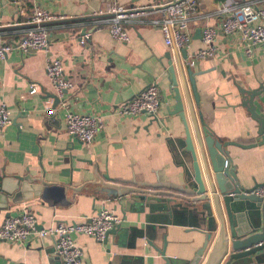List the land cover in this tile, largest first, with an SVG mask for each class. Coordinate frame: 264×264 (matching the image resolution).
<instances>
[{
    "label": "crops",
    "instance_id": "1",
    "mask_svg": "<svg viewBox=\"0 0 264 264\" xmlns=\"http://www.w3.org/2000/svg\"><path fill=\"white\" fill-rule=\"evenodd\" d=\"M170 1L120 0L127 8L146 9ZM229 1L264 7V0H198L185 57L182 50L164 43L161 30L151 22L160 17L157 12L126 24L129 40L121 42L108 32L109 0H18L15 5L5 0L0 5V44L16 42L33 26L28 15L35 6L55 18L42 24L49 38L46 49L27 54L12 50L0 58V103L8 107L12 120L0 128V226L9 214L21 210L35 214L37 229L57 222H79L108 210L120 217L121 231L108 235L106 243L86 234H72L81 250L80 264H161L162 249L168 258L191 259L203 235L190 229L186 215L174 216L183 217L179 222L163 224L170 215L162 202H155L157 208L151 215L161 222L154 223L149 237L135 239V229H143L147 208L140 212L135 202L128 204L108 197L92 182L97 181V176L104 180V175L114 180L131 179L134 175L138 181L152 182L157 173L162 181L182 183V167L188 155L179 145L184 125L178 115L170 112L175 101L171 96L169 64L178 80L192 136L190 105L195 116L201 112L204 124L222 141L251 144L259 139L255 121L240 105L237 87H264V43L253 46L246 56L238 34L221 33L219 10ZM204 25L218 31L217 54L196 59L192 55L204 47L201 33L196 32ZM80 38H84V43H80ZM54 58L61 59L63 76L70 83L60 97L45 71L46 62ZM186 58H193V64ZM179 63L186 78L188 68L197 74L199 104L187 79L191 104L185 94ZM150 82L159 87L158 121L144 113L119 115L117 106ZM31 83L38 84L35 94L28 93ZM256 104L264 115V92ZM65 110L101 116L102 130L91 143L77 140L66 132ZM193 144L203 169L194 136ZM227 150V159L235 166L243 185L264 182V145H229ZM27 176L32 183L18 179ZM40 180L50 185L43 187ZM212 241L213 237L209 245ZM0 264L63 263L53 252L50 236L31 233L23 243L0 240ZM256 264H264V254Z\"/></svg>",
    "mask_w": 264,
    "mask_h": 264
},
{
    "label": "water",
    "instance_id": "2",
    "mask_svg": "<svg viewBox=\"0 0 264 264\" xmlns=\"http://www.w3.org/2000/svg\"><path fill=\"white\" fill-rule=\"evenodd\" d=\"M4 1L0 0V5ZM8 1H12L15 5L18 0ZM65 20L67 19L59 21ZM196 33L200 34L201 30L198 29ZM182 52L186 57L185 50ZM179 68L182 83L185 86V94L190 104L187 80L190 83L194 100L199 104L200 100L195 84L197 74L188 68L186 78L180 63ZM167 71L171 96L175 101L170 112L178 115L184 125V137L179 139V145L183 146V153H186L188 158L182 167V183L162 181L157 173L155 181L152 182L138 181L134 175L131 179L123 180H114L108 175H104V180L97 176V181L92 183L98 184L97 190L104 192L108 197H116L119 200L127 201V203L139 204L140 212H144L147 208L150 215L147 213L143 229H135L133 235L135 239L149 237L148 233L155 229L154 223L161 222L151 215L157 208L155 202H162L163 209L168 216L170 215V218L161 223L167 225L172 222L176 223L183 217L175 219L174 216L186 215L190 229L203 235L202 243L191 259L168 258L165 255V250L162 249L160 253L163 263L161 264H256L259 257L264 254V195L256 194V190L263 188L264 182H256L251 186L243 185L235 166L227 159V146L235 145L245 148L264 145V115L259 112L256 104V100L264 92V87L263 85L253 89L237 87L241 97L240 105L246 109L250 118L256 123V134L259 139L251 144L222 141L215 137L204 124L201 112L196 117L189 104L193 136L203 164V169H201L193 144V136L183 112L178 80L171 64L168 65ZM53 97L57 100L56 95ZM153 120L158 121V118L154 117ZM18 179L28 183L33 182L28 176L18 177ZM40 182L43 187L50 185L41 180ZM29 186L33 188L31 185ZM43 190H41V195ZM118 231H121V225L115 224L105 233L103 242L106 243L108 235H114ZM212 237L213 241L209 245ZM163 239V245L166 246L167 238L164 236Z\"/></svg>",
    "mask_w": 264,
    "mask_h": 264
},
{
    "label": "built area",
    "instance_id": "3",
    "mask_svg": "<svg viewBox=\"0 0 264 264\" xmlns=\"http://www.w3.org/2000/svg\"><path fill=\"white\" fill-rule=\"evenodd\" d=\"M198 0H172L163 5L146 8H127L120 0H109L107 28L111 37L117 41L127 42L129 36L125 25L142 21L149 14L157 12L160 17L151 22L161 30L164 43L177 50H184L191 39L190 22L196 16ZM23 11V9H21ZM28 15V22L33 26L26 29L16 42L0 44V58L12 50L23 54L39 49H46L49 44L48 32L43 23L55 17L47 10L33 7ZM222 20L219 25L225 35L238 34L245 45L244 54L249 56L253 46L264 43V7L251 2L238 3L229 1L219 10ZM218 35L216 27L204 25L201 28L203 48L193 54V58L203 59L217 54L215 41ZM80 38V43H84ZM193 58H186L193 64ZM193 59V60H192ZM46 74L52 81L60 97L70 86L63 76L61 59H49L46 62ZM37 83L29 85V94L37 93ZM160 109V93L156 82H150L136 96L117 106L119 115H137L144 113L151 118L157 117ZM8 107L0 103V128L11 123ZM64 121L66 132L83 143H91L103 128V119L95 114H79L65 110ZM256 194L263 196L264 187L257 189ZM119 216L108 210H101L92 216H86L79 222H57L47 228L37 229V219L33 212L21 210L9 214L0 226V240L23 243L31 233L38 237L48 235L52 239L53 252L63 264H80L81 250L74 242L72 234L81 233L103 241L105 233L115 224L120 223Z\"/></svg>",
    "mask_w": 264,
    "mask_h": 264
}]
</instances>
